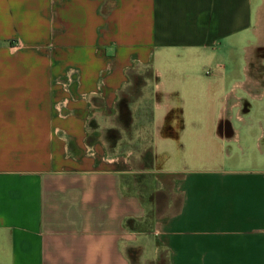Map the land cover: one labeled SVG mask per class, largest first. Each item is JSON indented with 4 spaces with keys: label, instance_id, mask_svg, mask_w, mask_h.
Listing matches in <instances>:
<instances>
[{
    "label": "crops",
    "instance_id": "obj_1",
    "mask_svg": "<svg viewBox=\"0 0 264 264\" xmlns=\"http://www.w3.org/2000/svg\"><path fill=\"white\" fill-rule=\"evenodd\" d=\"M263 11L264 0H0V264H149L161 248L167 264H264V150L232 153L240 131L217 128L231 86L263 100L262 79L230 81ZM144 72L152 166L133 170V153L102 136ZM145 174L174 194L166 219L138 233L126 221L158 204L140 194Z\"/></svg>",
    "mask_w": 264,
    "mask_h": 264
},
{
    "label": "rangeland",
    "instance_id": "obj_2",
    "mask_svg": "<svg viewBox=\"0 0 264 264\" xmlns=\"http://www.w3.org/2000/svg\"><path fill=\"white\" fill-rule=\"evenodd\" d=\"M256 33L252 36L249 44L247 45L246 55L241 52L238 53V56H234V61L237 59V64L231 74L230 81L243 80L247 81L248 76L255 75L256 78L262 79L264 83V11L260 16L259 21L255 25ZM251 37V36H250ZM235 64V62H234ZM207 74L211 72V69L206 70ZM148 72L141 74L143 78ZM142 78V79H143ZM143 85L140 88V96L138 99H134L133 103L129 105L130 113L127 115H118L114 120V125L110 128L118 131V140L115 144L112 145L107 140L108 129L102 136V141L106 139L105 148L111 146L113 152H116L117 155L122 156L126 151L132 152V167L133 170L145 168V158L147 154L152 153L153 141H154V104L151 94V87H145L148 83L142 82ZM264 92V88H261V92ZM262 92V93H263ZM230 100H224V103L218 105L217 110L220 115H218L217 128L221 129L222 124L229 123L233 131L237 133L240 131V142L236 141L235 138L231 139V143H226L225 145L229 150H232V153H240L244 151H250L252 153V158L255 159L259 154L258 145L264 150V138L257 140L256 137L261 134V124L264 125V114H263V105H264V93L263 100L251 99L243 91L242 87L236 88L234 85L230 87ZM232 95V96H231ZM240 97L242 99L241 108H235L232 110L231 101ZM136 100V101H135ZM240 112L244 118V121H239L237 119V112ZM159 111H156V114H159ZM231 116L233 118L231 119ZM229 127V125H228ZM220 132H222L220 130ZM229 136V135H228ZM227 138L225 141H227ZM225 146V147H226ZM93 150H89V153H92ZM106 153V151H105ZM147 159V158H146ZM150 175L145 174L141 175L140 178V194L143 196L144 202L151 204V195L154 193L158 197V204L155 208L156 218L158 220L164 219L168 214V203L167 195L169 191L173 195V189L171 186H168V183L162 181L161 178L149 179ZM154 246H149L144 251V255L147 257L154 256L153 252ZM160 255H162L163 260H157V262L149 264H167L166 250L165 248L160 249ZM135 262L137 256L135 254H129Z\"/></svg>",
    "mask_w": 264,
    "mask_h": 264
},
{
    "label": "trees",
    "instance_id": "obj_3",
    "mask_svg": "<svg viewBox=\"0 0 264 264\" xmlns=\"http://www.w3.org/2000/svg\"><path fill=\"white\" fill-rule=\"evenodd\" d=\"M130 78L132 80V85L130 86L128 93H122L121 97H120V101L118 102V111H119V115H125V114H129L130 113V109H129V104L130 102H133V100L137 97L140 96V88L145 85L142 82H146L147 79L151 78V73L148 72V74L145 75V78H143L141 75H137V74H131ZM143 78V79H142ZM107 140L113 144L116 143V141L118 140V131L117 130H113L110 129L107 132ZM147 158V159H146ZM145 158V168H151L152 166V153L150 152L149 154H147ZM140 178H142L141 176H136V180L138 182H140ZM162 181H165L166 178L165 177H161ZM130 192V190H129ZM142 200V197H141ZM166 218L162 219V220H158L156 218V214H154L152 211L147 213V215L145 216V218H143L142 220H135V219H128L126 221V227L134 232H138V233H146V232H150L155 223L156 222H160V221H164ZM129 254H135L136 252L133 249H129L128 250Z\"/></svg>",
    "mask_w": 264,
    "mask_h": 264
}]
</instances>
